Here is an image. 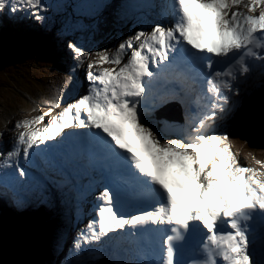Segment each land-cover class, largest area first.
Here are the masks:
<instances>
[{
    "label": "snow or ice",
    "instance_id": "6c2138e0",
    "mask_svg": "<svg viewBox=\"0 0 264 264\" xmlns=\"http://www.w3.org/2000/svg\"><path fill=\"white\" fill-rule=\"evenodd\" d=\"M43 7L42 0H0V11H30L36 20L43 19ZM67 46L78 64L93 58L87 64V95L42 128L34 125L59 107V95L47 112L17 122L24 131L16 135L4 164L24 177L25 169L13 164L14 158L27 159L34 145L65 129L86 130L65 135H82L112 162L113 182L128 186L147 204L135 214L118 211L116 195L106 185L94 219L74 239V248L112 234L114 264H264V257L258 261L250 250L257 218L264 240V173L237 162L226 134L205 131L223 114L225 101L237 104L238 77L248 74L256 60L264 67V0H166L151 30L135 33L114 52L93 54ZM104 64L118 67H100ZM196 84H206L202 113L193 114L189 105L187 134L166 139L169 121L158 117L157 109L172 100L185 103ZM117 230L133 240L147 238L151 258L123 259L124 250L115 243ZM189 231L202 237L197 258L177 259Z\"/></svg>",
    "mask_w": 264,
    "mask_h": 264
},
{
    "label": "rangeland",
    "instance_id": "374dc122",
    "mask_svg": "<svg viewBox=\"0 0 264 264\" xmlns=\"http://www.w3.org/2000/svg\"><path fill=\"white\" fill-rule=\"evenodd\" d=\"M107 2L109 5L110 2L108 0H89V3L93 4L90 9L94 8V10L89 11V8L87 9L88 4L85 0H42L44 7L39 12L43 17L41 20H36L30 11L16 12L18 14H16L15 17L18 18V22L21 24L22 28L20 27V30H17V33H15V43L11 47L10 52L7 54H0V140L4 136L5 129L8 131L7 129L10 127L9 125L13 118L17 117L19 114V117L21 118L30 115L28 114L29 112L25 111H30L37 105H43L45 101L53 95L54 90L58 88L56 80L50 84V87L48 85L46 89L42 91L38 90L40 88L38 84H43L44 80L47 81L52 75L47 70V65L49 63L44 61L45 58L43 55L41 57L43 60H40V57L30 59V57L33 56V51H39L40 55L43 52L45 55H50L51 53L54 58H57L59 56L65 57V51L70 50L67 46L68 44L74 43L78 46H82L84 43L83 41H87V37L82 36V30L79 28L82 25L83 19L84 21L92 19L93 17H91V14L94 11H96V14L98 15L101 12L99 11V8L102 7V4H106ZM95 6H97V8ZM4 12L6 13V11ZM1 16L2 15H0V23L1 19L5 20L6 17ZM122 21L123 18L118 24ZM105 22H108V20L106 19ZM83 25L84 27H87L90 23H83ZM91 29V27L87 28L88 33L86 35L89 37ZM50 36L62 39L63 41H53ZM104 36H106V34H104L103 37ZM109 39L110 37L107 40ZM23 47H29L32 53L21 56L18 55ZM27 59L30 62L27 61ZM38 60H40V63H37L39 62ZM40 66L42 68L38 69ZM28 69L29 72L26 73ZM30 69L36 70V72H34L35 75L30 73ZM23 72H25L26 77L23 75ZM63 77L64 75H62V78ZM30 92H32L33 95L30 94ZM32 96L37 97L31 100ZM46 107L47 106H45L42 111L47 110ZM35 111H37V109L32 112ZM24 112L26 115L23 114ZM218 124H221V121H219ZM233 127L237 129L238 125ZM220 132H223V130L216 133ZM5 136L8 137L7 132L5 133ZM235 140L238 142V145L241 144L242 146L244 140ZM252 150L257 154L256 157L252 154ZM252 150H244L243 152L241 150L240 154H237L231 148V151L236 156L237 162H241L248 167L255 166L264 169L261 164L255 162L261 157H264V148H253ZM21 202L26 204L24 206L27 207L26 209L29 210L31 213L30 215L37 216L41 213L48 215L46 207L38 209L36 208L37 206L27 198L21 199ZM45 202L46 206L50 210H54L55 215L58 217L60 214L57 212L59 209L56 197L49 196L46 198ZM3 212H1L0 215ZM4 234L6 233H3V235ZM54 243L55 239L52 238L50 244L53 246ZM5 244L17 243L2 236V232L0 231V246H4ZM260 259L261 257H258L257 260L259 261Z\"/></svg>",
    "mask_w": 264,
    "mask_h": 264
},
{
    "label": "trees",
    "instance_id": "16d2710c",
    "mask_svg": "<svg viewBox=\"0 0 264 264\" xmlns=\"http://www.w3.org/2000/svg\"><path fill=\"white\" fill-rule=\"evenodd\" d=\"M6 20L5 17V21ZM18 24L22 28L19 22ZM13 44L14 40L12 33L8 30L0 37V54L9 53ZM30 70V73L35 75L34 72H36V70ZM27 72H29V69L26 73ZM23 75L26 77L25 72H23ZM232 133L234 134L233 138L236 139L235 129ZM233 145L237 152L239 150L251 149L244 142L241 146V144L238 145L237 141H233ZM252 154H255L254 151H252ZM47 223H51L49 217L41 216L33 218L26 215L17 216L16 213H12L8 210L7 212H3L0 215V229L5 230L7 233L2 236L15 241L17 244H5L4 246H0V264H46L47 259L53 254L52 249H48L44 246L47 238ZM42 239L44 241H42Z\"/></svg>",
    "mask_w": 264,
    "mask_h": 264
},
{
    "label": "water",
    "instance_id": "95a60500",
    "mask_svg": "<svg viewBox=\"0 0 264 264\" xmlns=\"http://www.w3.org/2000/svg\"><path fill=\"white\" fill-rule=\"evenodd\" d=\"M238 138L250 148H264V90L249 101L238 115Z\"/></svg>",
    "mask_w": 264,
    "mask_h": 264
},
{
    "label": "bare ground",
    "instance_id": "6f19581e",
    "mask_svg": "<svg viewBox=\"0 0 264 264\" xmlns=\"http://www.w3.org/2000/svg\"><path fill=\"white\" fill-rule=\"evenodd\" d=\"M86 1V3L88 4V7H87V9L89 10V11H91V10H94V8L93 9H90V7L91 6H93V4H91V3H89V0H85ZM91 2V1H90ZM166 2H164V0H163V5L165 4ZM162 5V6H163ZM96 8H97V6H96ZM162 10V9H161ZM160 10V11H161ZM159 11L157 10V9H155V8H153V12H152V18L158 13ZM1 17H4V16H1ZM64 51V50H63ZM46 111V110H45ZM171 120L173 121V122H175L176 124H177V126L181 129V127H180V125L177 123V121H175L174 119H172L171 118ZM218 124V123H217ZM8 130V129H7ZM181 131L184 133V135H186L187 134V132L186 131H184L183 129H181ZM7 133H8V137L10 136L9 135V132L7 131ZM165 133H166V135H165V138L166 139H180L179 138V135L178 134H175V133H172V132H170L169 131V129L168 128H166L165 129ZM71 148V147H70ZM68 150V149H67ZM60 167V166H59ZM41 169H42V171H43V174L44 175H47L46 173H45V170H44V168L43 167H41ZM66 170H67V168H66ZM68 173H70L69 171H68ZM47 186H48V189H49V191L51 192V193H53V191L50 189V186H49V181H47ZM60 216V215H59ZM58 216V217H59ZM61 218H59V222L60 221H63V228L67 231V233L69 234V236L70 237H72V235H73V230L72 229H70L69 228V226H68V224H67V221L68 222H71L70 221V219H68L69 218V215L68 214H66V215H62V216H60ZM58 219V218H57ZM73 224H76L75 222H73ZM190 238H191V236H190ZM145 250H146V252L148 251V249L147 248H145ZM113 252V251H112ZM43 258V257H42ZM142 258V256L140 257V259ZM133 259V255L131 254V255H128L127 257H126V259L125 260H132Z\"/></svg>",
    "mask_w": 264,
    "mask_h": 264
}]
</instances>
